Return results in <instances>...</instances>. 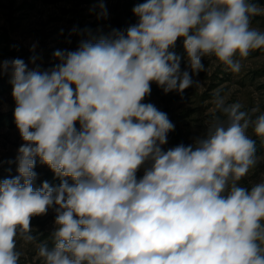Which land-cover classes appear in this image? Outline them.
I'll return each instance as SVG.
<instances>
[{
  "label": "clouds",
  "instance_id": "clouds-1",
  "mask_svg": "<svg viewBox=\"0 0 264 264\" xmlns=\"http://www.w3.org/2000/svg\"><path fill=\"white\" fill-rule=\"evenodd\" d=\"M99 8L107 18L103 0ZM132 13L136 23L107 34L74 27L76 50L54 51L51 68L36 54L28 63L0 60L23 141L17 174L0 180V264H19L17 239L36 242L31 219L50 209L52 246L37 245L43 264H264V180L250 190L240 183L257 164L247 131L264 137V114L216 93L226 120L165 150L175 126L143 102L152 83L181 95L199 83L182 60L198 74L202 58L214 55L239 73L243 59L264 49V31L250 27L264 8L251 0H144ZM37 159L58 185L35 186Z\"/></svg>",
  "mask_w": 264,
  "mask_h": 264
},
{
  "label": "rangeland",
  "instance_id": "rangeland-1",
  "mask_svg": "<svg viewBox=\"0 0 264 264\" xmlns=\"http://www.w3.org/2000/svg\"><path fill=\"white\" fill-rule=\"evenodd\" d=\"M143 2L103 0L108 16L98 18L100 0H0V60L21 58L28 63L36 54L41 57L38 63L42 68H51L59 62L53 58L54 51L76 50L80 37L72 33L74 27L89 28L94 34H107L112 28L125 29L137 22L132 8ZM251 2L264 8V0ZM250 27L264 31V14L253 17ZM33 45L36 46L34 52L31 51ZM175 51L185 55L182 39H178ZM202 63L206 70L193 74L186 61H181V70H188L192 79L199 82L185 89L182 95L175 91L165 94L152 83L151 94L143 101L166 113L175 126L168 133L165 150L179 144H192L195 138L206 136L217 123L226 120L225 114L215 107L216 93L225 99L226 105L238 102L243 111L258 108L255 115L264 114V49L254 50L243 59L239 73L231 72L214 55L202 58ZM11 93L10 77H0V180L17 174L15 157L23 143L14 121L15 102ZM247 134L255 140L257 164L240 183L250 190L253 184L264 180V137L256 136L251 127ZM34 171L38 174L36 187L44 181L53 186L60 183V178L39 159ZM143 172L141 168L137 178L142 177ZM54 219L51 209L46 215L31 219L30 226L37 240L26 244L17 239V251L21 253L19 264H43L37 245L47 242L52 246Z\"/></svg>",
  "mask_w": 264,
  "mask_h": 264
}]
</instances>
